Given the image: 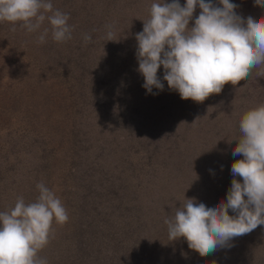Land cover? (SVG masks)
Wrapping results in <instances>:
<instances>
[{
  "label": "rangeland",
  "instance_id": "obj_1",
  "mask_svg": "<svg viewBox=\"0 0 264 264\" xmlns=\"http://www.w3.org/2000/svg\"><path fill=\"white\" fill-rule=\"evenodd\" d=\"M153 2L63 0L62 6L56 0L54 9L67 13L73 28L65 42L54 41L51 31L45 43L37 42L50 29L47 21L31 33L22 22L15 31L0 22V209L19 196L34 202L40 182L56 192L69 219L53 223L38 253L47 264L214 259L189 249L183 237L170 241L164 221L185 198L208 207L226 200L230 187L223 185L233 162L243 158L232 155L239 121L264 103V71L254 68L237 85L227 83L221 93L195 102L169 89L161 66L164 88L148 93L137 71L135 37ZM230 2L244 19L264 15L254 0ZM199 13L197 6L189 27ZM108 25L115 41L105 38ZM208 189L219 202L208 205ZM248 242L244 237L239 249ZM256 259L246 264H259Z\"/></svg>",
  "mask_w": 264,
  "mask_h": 264
},
{
  "label": "clouds",
  "instance_id": "obj_2",
  "mask_svg": "<svg viewBox=\"0 0 264 264\" xmlns=\"http://www.w3.org/2000/svg\"><path fill=\"white\" fill-rule=\"evenodd\" d=\"M254 4L264 9V0H254ZM197 6L200 13L189 27ZM237 8L230 0H218V4L186 0L183 6L179 0L153 2L143 30L135 37L137 71L146 91L163 90L157 75L161 66L169 89L195 102L221 93L227 83L237 85L254 68L264 71V15L244 19ZM69 18L54 9L51 0H0V22L12 23V31L17 22L30 33L48 22L50 29L44 28L37 38L40 44L46 42L49 31L56 42L70 40ZM106 27V40L115 41L113 26ZM83 39L89 43L92 38L85 34ZM239 131L232 155L243 158L231 166L233 179L226 200L208 207L185 198L164 221L170 241L183 237L189 249L201 256L230 247L234 238L264 225V103L243 113ZM36 188L34 202L26 203L19 196L13 207L0 211V264H47L38 253L47 246L53 223L62 225L69 219L54 190L43 182Z\"/></svg>",
  "mask_w": 264,
  "mask_h": 264
},
{
  "label": "trees",
  "instance_id": "obj_3",
  "mask_svg": "<svg viewBox=\"0 0 264 264\" xmlns=\"http://www.w3.org/2000/svg\"><path fill=\"white\" fill-rule=\"evenodd\" d=\"M55 1L53 0L52 4L53 7H55ZM59 3L63 6V0H59ZM206 178L209 180V178L206 175ZM237 179L241 180L242 178L236 177ZM233 179V176L231 177L228 184H224L223 187L228 189V186L230 187V183ZM229 190V189H228ZM195 191V190H194ZM211 190H206L204 193L205 199L207 200L208 205L210 202H219V198L217 197L215 199L212 198V194L210 192ZM203 192V191H202ZM13 207V206H12ZM10 207L7 206L6 208H1L0 211H5L8 210ZM254 232L245 234L241 237H236L234 238V244L231 243L230 247H222L218 248L214 254V259L209 263V264H223L222 260L228 259V263L230 264H246L248 259H251L253 257L258 258L260 261L256 259V262L259 264H264V225L258 226ZM246 237V240L249 242L245 243L246 245L242 248L239 249L241 244H237L238 242L243 241V238ZM189 248V247H188Z\"/></svg>",
  "mask_w": 264,
  "mask_h": 264
}]
</instances>
